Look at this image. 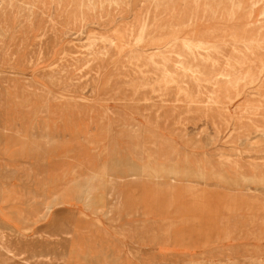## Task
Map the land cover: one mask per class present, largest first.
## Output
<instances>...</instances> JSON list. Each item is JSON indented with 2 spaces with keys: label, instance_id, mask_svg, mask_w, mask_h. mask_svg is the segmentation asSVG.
<instances>
[{
  "label": "rangeland",
  "instance_id": "374dc122",
  "mask_svg": "<svg viewBox=\"0 0 264 264\" xmlns=\"http://www.w3.org/2000/svg\"><path fill=\"white\" fill-rule=\"evenodd\" d=\"M0 264H264V0H0Z\"/></svg>",
  "mask_w": 264,
  "mask_h": 264
},
{
  "label": "bare ground",
  "instance_id": "6f19581e",
  "mask_svg": "<svg viewBox=\"0 0 264 264\" xmlns=\"http://www.w3.org/2000/svg\"><path fill=\"white\" fill-rule=\"evenodd\" d=\"M93 2V1H92ZM180 4V3H179ZM187 4V3H186ZM178 5V4H177ZM177 9V8H176ZM225 58V57H224ZM202 67V66H201ZM219 83V82H218ZM219 88V87H218ZM146 150V149H145ZM205 151V150H204ZM202 164V163H201ZM66 178V177H65ZM171 182V181H170ZM146 184V183H145ZM146 186V185H145ZM158 194V192H157ZM195 222V221H194ZM168 231V230H167ZM251 235V234H250ZM119 238V237H118ZM53 263V262H52Z\"/></svg>",
  "mask_w": 264,
  "mask_h": 264
}]
</instances>
